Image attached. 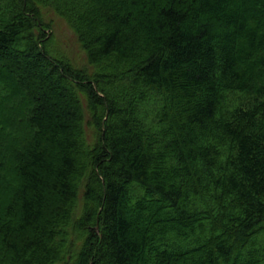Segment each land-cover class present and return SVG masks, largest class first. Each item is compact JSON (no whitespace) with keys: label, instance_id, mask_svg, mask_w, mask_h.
Instances as JSON below:
<instances>
[{"label":"trees","instance_id":"obj_1","mask_svg":"<svg viewBox=\"0 0 264 264\" xmlns=\"http://www.w3.org/2000/svg\"><path fill=\"white\" fill-rule=\"evenodd\" d=\"M0 264H264V0H0Z\"/></svg>","mask_w":264,"mask_h":264},{"label":"rangeland","instance_id":"obj_2","mask_svg":"<svg viewBox=\"0 0 264 264\" xmlns=\"http://www.w3.org/2000/svg\"><path fill=\"white\" fill-rule=\"evenodd\" d=\"M51 16L52 17H55V16H53V14H51ZM58 24L61 26V28H58V30H57V33H59V34H63V36L64 35H69L70 34V31H69V29H67L66 28V26H65V24H64V22H58ZM71 47L73 48V49H70V50H72V52H73V54H78V48L74 45V44H72L71 45ZM80 56H82L83 57V55H81L80 54ZM22 103V102H21ZM18 105V104H20V101L19 102H17V103H13L12 104V106L13 105ZM14 105V106H15ZM14 106L13 107H10L11 109L13 108L14 109ZM20 106V105H19ZM18 107V106H17ZM16 109V108H15ZM13 111H16V110H13ZM17 111H19V110H17ZM146 207H145V210H149L150 208L148 207V205H145ZM132 210V209H131ZM133 212H130L129 213V216H130V218L132 219V220H135L136 218H137V215H136V213H135V211L134 210H132ZM152 212H154V211H152ZM156 217H154L153 216V221H156ZM159 220H161V219H159ZM138 222H139V225H140V227H142V228H146V230H148V228H150V225H151V222H150V220L147 218V219H141V220H139L138 219ZM148 232V231H147ZM146 232V233H147Z\"/></svg>","mask_w":264,"mask_h":264}]
</instances>
